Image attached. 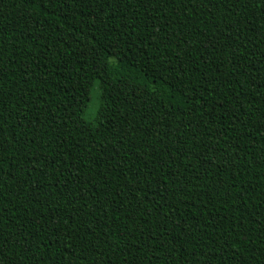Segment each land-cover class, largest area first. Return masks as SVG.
<instances>
[{
  "label": "trees",
  "instance_id": "1",
  "mask_svg": "<svg viewBox=\"0 0 264 264\" xmlns=\"http://www.w3.org/2000/svg\"><path fill=\"white\" fill-rule=\"evenodd\" d=\"M0 264H264V0H0Z\"/></svg>",
  "mask_w": 264,
  "mask_h": 264
},
{
  "label": "rangeland",
  "instance_id": "2",
  "mask_svg": "<svg viewBox=\"0 0 264 264\" xmlns=\"http://www.w3.org/2000/svg\"><path fill=\"white\" fill-rule=\"evenodd\" d=\"M101 104H102L101 89H100L99 83L97 82L94 85V88L91 93L90 103L88 104V107L86 108L84 116H83L86 122L91 123V124L96 123Z\"/></svg>",
  "mask_w": 264,
  "mask_h": 264
}]
</instances>
